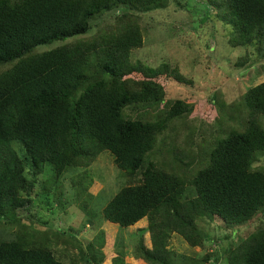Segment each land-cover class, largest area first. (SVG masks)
<instances>
[{"label":"trees","instance_id":"16d2710c","mask_svg":"<svg viewBox=\"0 0 264 264\" xmlns=\"http://www.w3.org/2000/svg\"><path fill=\"white\" fill-rule=\"evenodd\" d=\"M180 2L0 0V264H104L113 244L107 233L139 225L138 264H217L218 253L189 257L170 247L177 234L207 248L203 226L211 222L231 231L227 264H264V224L233 245L264 215V80L232 102L215 93L199 104L172 98L170 88L194 86L201 67L211 81L217 66L199 47L173 38L150 55L157 62L135 58L145 55L149 34L142 17L187 8ZM206 3L227 26L229 52L251 47L264 62V0ZM119 10L91 35L92 22ZM257 72L249 82L264 77V65ZM205 107L217 114L215 130L185 120ZM104 152L125 182L102 210L108 232L80 243L69 226L51 228L67 202L61 179L83 169L87 177ZM73 184L71 201L84 198L80 213L90 214L98 194ZM36 200L48 215L22 219ZM111 264H129L124 248Z\"/></svg>","mask_w":264,"mask_h":264},{"label":"rangeland","instance_id":"374dc122","mask_svg":"<svg viewBox=\"0 0 264 264\" xmlns=\"http://www.w3.org/2000/svg\"><path fill=\"white\" fill-rule=\"evenodd\" d=\"M180 1L182 5L187 4V8L178 7L179 4H174L166 9L158 10L151 15L148 14L142 17V19L144 18V22L146 21L144 25L148 27L149 34L144 41L145 55L142 52L136 55L135 58L143 60L146 58L145 56H148L149 62L155 63L158 59L154 60L150 55L156 57L162 51V48H166L167 46L171 48V45L168 43L173 38L179 41L185 39L193 44V47H199L208 58H211V63H215L217 67L216 73L210 74L212 82L205 74L204 67L197 68V78L194 80V86H171L172 98H193L199 104L202 102L207 105L206 100L212 99L213 94L216 93L222 95L227 102H232L240 98L250 85L264 80V77L261 76L253 82H249L251 78H255L254 76L258 73L257 71L260 70L262 65H264V62L259 59V55L251 47L241 51L229 52L228 48L230 44H228L229 31L227 26L215 19L216 12L211 10L210 7L209 11H206L204 5L207 4V0ZM123 12L125 10H119L116 13L111 12L92 22L93 30L91 35H94L102 26L112 24L114 17L123 14ZM184 46L188 50H195L190 45ZM208 46L214 50L210 53V57L206 54ZM240 53H242L241 56L245 54L250 55L248 63L242 66L241 69L236 66V63L241 57ZM209 109L205 107L202 111L197 112L195 116L188 117L185 120L189 121V126L198 128L201 125L205 129H209L210 127V129L213 128L215 130L216 126L214 125L217 114L214 110L210 112ZM258 162L259 165H264V156L260 157ZM44 174L45 176H51V168L48 165L45 166ZM84 175L85 169L68 173L61 179L62 184H64L62 187H65L67 202H65L64 208L59 213L60 216L62 214L64 215L59 217L57 214L58 218L56 221H51V228L53 230L67 228L69 226L68 228L73 230V235H75L80 243H85L86 240L92 242L98 233L103 230L106 232V223L102 221L101 224L100 222L102 210L122 188L125 182L122 172L114 164L113 156L108 152H104L98 157L90 170H88L87 177ZM73 181L75 183L86 182V185L89 186L88 193L98 194L94 206H90L92 208L90 214L80 213V205L84 198L79 200L77 204L71 201L70 196L72 192L78 189V185L75 184L74 186ZM39 213L48 215L40 202L36 200L33 207L23 213L22 219L31 214L37 219ZM263 224L264 215L257 216L253 223L249 224L245 230L237 233L233 239V245L236 246L241 243L249 233L262 227ZM141 228L142 226L139 225L123 230L117 228L115 231H107L108 233H106L110 235L113 244L104 247V250H108V253L105 254L106 258L109 259L104 264H111V257L115 255V251L122 248L125 249L126 255L129 257V264H138L136 247L141 237L135 231ZM203 231L207 237V248L203 250L202 248H193L179 235L173 234L170 240L171 249L175 253L185 254L189 257H201L204 255L203 251L208 250L214 254L218 253L220 259L217 261V264H227L226 260L223 259L222 250L226 246H229L231 242L230 229L224 228L219 222H211L203 226ZM113 245L115 247L111 249ZM53 248L56 251V249L59 250L63 247L54 245ZM66 260L69 259L67 258Z\"/></svg>","mask_w":264,"mask_h":264}]
</instances>
